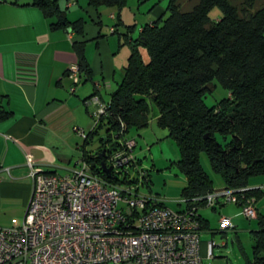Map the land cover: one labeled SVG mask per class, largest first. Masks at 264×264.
<instances>
[{"label": "trees", "instance_id": "trees-1", "mask_svg": "<svg viewBox=\"0 0 264 264\" xmlns=\"http://www.w3.org/2000/svg\"><path fill=\"white\" fill-rule=\"evenodd\" d=\"M58 1L33 0L32 5L45 18L52 19L51 28H69L83 35L85 20H68L67 8L61 9ZM127 2L87 0V5L96 10L103 6L114 8L117 25H123L120 12ZM189 2L191 8L183 11L177 0H169L168 15L142 25L136 38L129 34L133 25L125 26L130 52L121 81L107 101L106 114L86 133L80 159L89 163L93 174L112 185L138 186L139 178L130 179L124 167H112L111 175H106L100 167L99 152L106 148L103 159L111 166L108 158L114 150H110L113 143L116 146L115 138L155 120L167 129L179 150L175 165L185 177L181 198L189 201L215 190L201 164V154L205 153L211 169L221 176L222 186L248 188L244 198H252L257 210L256 202L263 197V189L248 186L252 177L264 175V1L260 6L257 0H238V4L232 0ZM214 7L221 12L217 20L209 16ZM73 49L80 77L89 80L91 68L84 44L75 40ZM215 80L228 96L207 105L205 96L212 91ZM8 114L0 111V120ZM102 126H106L107 133L101 140L102 147L85 150ZM136 158L135 168L149 187V179L140 168L141 160ZM222 204L227 203L204 207L201 201L195 205L202 229L208 227L209 221L199 214L200 208L216 211ZM256 224L251 233L250 255L237 240L244 264H264V215L258 210Z\"/></svg>", "mask_w": 264, "mask_h": 264}, {"label": "built area", "instance_id": "built-area-1", "mask_svg": "<svg viewBox=\"0 0 264 264\" xmlns=\"http://www.w3.org/2000/svg\"><path fill=\"white\" fill-rule=\"evenodd\" d=\"M67 76L73 92L80 82L77 63L68 67ZM85 105L94 107L89 110L93 128L106 114L107 102L94 94ZM115 141L108 163L118 170L137 167L135 139L124 135ZM22 150L33 186L22 223L0 228V264H203V257L214 258L216 245L201 240L196 204H238L240 214L257 217L254 200L243 195L248 188L223 187L189 201L181 198L178 204L184 207L173 209L141 195L136 185H112L84 160L66 173L47 172L35 165L26 147ZM219 225L223 231L234 227L224 215Z\"/></svg>", "mask_w": 264, "mask_h": 264}, {"label": "crops", "instance_id": "crops-1", "mask_svg": "<svg viewBox=\"0 0 264 264\" xmlns=\"http://www.w3.org/2000/svg\"><path fill=\"white\" fill-rule=\"evenodd\" d=\"M32 1L0 0V111L9 113L8 117L0 120V228L16 227L22 223L31 195L33 178L25 164L23 147L32 154L35 165L44 171L66 173L75 168L85 143V137L78 130L86 133L90 125L89 108L84 101L95 91L103 101H109L116 89H113L116 62L123 61L121 79L129 55L126 52L121 55L127 45L126 30L121 26L125 28L126 23L121 18L123 25H117L115 11L108 15L115 20L109 32L118 34L116 41L113 37H105L101 13L89 7L87 0L58 1L61 9L67 8L68 20H85L81 36L69 28H51L52 19L45 18ZM77 4L80 8L76 7ZM84 13L92 24L87 23ZM129 34L133 38L132 33ZM75 40L84 44L91 78L80 77L78 86L71 92L73 82L66 72L71 64L77 63L73 49ZM92 40L95 44L90 46ZM120 81L116 82V87ZM103 91L108 93L107 101ZM89 145L90 142L85 150L98 149H88ZM77 153L78 158L70 165L72 154ZM261 178L250 179L248 187H260L264 197ZM259 201L256 202L257 210L264 215V204ZM219 206L221 211L231 215L234 224V218L239 216V212H235L238 206ZM199 214L209 221L207 216ZM208 230L211 234L215 232L210 221L202 232ZM237 240L241 244L240 239L237 238L236 243ZM243 250L250 255L251 250Z\"/></svg>", "mask_w": 264, "mask_h": 264}, {"label": "rangeland", "instance_id": "rangeland-1", "mask_svg": "<svg viewBox=\"0 0 264 264\" xmlns=\"http://www.w3.org/2000/svg\"><path fill=\"white\" fill-rule=\"evenodd\" d=\"M180 3L181 10H189L192 6L191 0H177ZM264 0H257L256 5L260 6L263 4ZM24 2V1H23ZM169 0H128L127 5L121 9V18L126 23V26L133 25L132 36L136 38L139 34L141 26L150 22L157 20L160 16L165 18L168 15L166 10ZM234 4H238V0H232ZM64 4V2H63ZM78 8L79 5L77 4ZM80 8V7H79ZM99 11L101 13L102 21V31L105 37H113L117 40V33L111 34L109 32V27L114 24V19L111 18L108 13L110 11H115L113 8L100 7ZM85 19L88 24H92L90 18L84 13ZM209 16L211 20H217L221 16L219 8L214 7ZM125 29L123 26H121ZM118 27L119 30H122ZM95 40H92L90 46L95 44ZM128 45V44H127ZM125 45L124 50H122L121 55L126 52L129 54V47ZM123 47V46H122ZM128 56V55H127ZM120 55L117 57L119 59ZM105 60H108L104 57ZM126 60V59H125ZM123 62V61H122ZM116 62V81L113 83V89L116 88V82L120 81V74L122 73V64ZM80 85V84H79ZM89 85V83H88ZM78 86V85H77ZM107 93V92H106ZM104 97L107 101L108 93ZM228 96V92L222 88L217 81H214V87L211 92H207L205 96V102L207 105H212L220 99ZM94 109L93 106L88 107ZM89 127L86 129V133L92 127L93 120L89 114L88 116ZM128 137L136 139V146L133 150L134 154L141 160L140 168L143 169L146 178L149 179V187L143 183L142 173L133 166H126L125 171L128 172V177L139 178V193L141 195H148L150 197H156L164 202L167 207L173 209L183 208L184 205L179 206L178 201L181 200L180 192L185 185V177L178 170L175 162L179 159V150L176 146L175 141L168 135V131L157 125L155 120H152L148 126L145 127H132L126 133ZM107 135L106 126H102L98 129L97 133L91 137L90 145L88 149H96L102 147L101 140ZM221 140L220 137H218ZM109 144V143H108ZM109 146V145H108ZM76 153V152H75ZM78 158L77 154H72L71 164H74L75 160ZM201 164L205 171L209 174L213 180L215 188H220L222 186V179L218 173H215L209 164L208 158L205 153L201 154ZM262 177L264 181V175L254 176L251 179H259ZM264 204V197L259 201ZM231 203H227L229 206ZM199 212L208 217L210 221V226L212 230H215L213 234L210 231H205L201 233L202 242H207L213 240L215 247L213 249L214 258L207 259L203 257V264H244L242 254L236 243V239L239 238L243 248L250 252L251 242H252V230L256 229V218L248 219L244 215L240 214V207L235 208V212H239V216L234 218L235 229L230 228L225 230V234L220 233L219 218L220 215L225 213L226 217L231 218L230 214L217 209V211L211 208H200ZM229 215V216H228ZM236 219V220H235ZM233 241V243H231ZM203 242V243H204Z\"/></svg>", "mask_w": 264, "mask_h": 264}, {"label": "water", "instance_id": "water-1", "mask_svg": "<svg viewBox=\"0 0 264 264\" xmlns=\"http://www.w3.org/2000/svg\"><path fill=\"white\" fill-rule=\"evenodd\" d=\"M70 30V29H69ZM114 145L115 143H113L112 147L110 148V150L114 149ZM106 154V148H103L101 152H99V157H100V167L102 169V171L110 176L111 175V171H112V166H107L106 162L104 161V155Z\"/></svg>", "mask_w": 264, "mask_h": 264}]
</instances>
